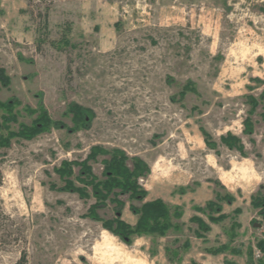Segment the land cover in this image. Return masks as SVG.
Masks as SVG:
<instances>
[{
	"label": "rangeland",
	"instance_id": "rangeland-1",
	"mask_svg": "<svg viewBox=\"0 0 264 264\" xmlns=\"http://www.w3.org/2000/svg\"><path fill=\"white\" fill-rule=\"evenodd\" d=\"M0 66L11 80L0 84V264H264L252 203L264 186V0H0ZM44 110L64 126L23 135ZM229 132L244 154L220 143ZM96 146L144 160L146 201H166L179 228L127 243L89 216L92 186L72 176L89 196L65 190L57 169ZM105 158L89 162L100 180ZM226 194L224 221L194 209ZM120 198L135 225L130 205L142 203ZM105 202L96 213L111 219ZM193 216L211 230L200 235Z\"/></svg>",
	"mask_w": 264,
	"mask_h": 264
},
{
	"label": "trees",
	"instance_id": "trees-1",
	"mask_svg": "<svg viewBox=\"0 0 264 264\" xmlns=\"http://www.w3.org/2000/svg\"><path fill=\"white\" fill-rule=\"evenodd\" d=\"M44 28L47 31L48 20L47 17L44 19ZM10 76L7 75L5 68L0 66V84L7 87L10 85ZM248 101L252 103L253 109L258 105V101L255 97L249 96ZM71 112L73 113L74 120L77 123L87 121L86 113L87 110L78 104L71 105ZM53 123L64 126L58 122H53L46 110L42 112V115L37 118L31 126H22V134L28 137H34L41 131L49 128ZM244 132L252 133L254 125L251 117H247L244 120ZM203 133L204 141L207 146L211 149H216L218 147V142L213 139L210 133H208L204 128H201ZM220 143L232 149L235 148L244 154V143L242 139L231 132L220 137ZM99 155L107 156L102 160L104 164L103 175L104 180H100L97 175L93 172V167L89 163L91 160H96ZM132 162V167L129 161ZM79 166L78 174L75 175L74 167ZM59 175L63 178L66 177V185L63 189L78 192L81 196H89L86 188H81L74 183L71 179L75 176L76 179L85 183L86 185H91L94 192V197L97 199L96 203L91 206L89 216L94 217L103 223V227L109 230L116 236L121 237L125 242H131V236L133 235H144V234H161L164 235L172 227L179 228L180 223L172 222L171 207L163 199H155L151 201H146L148 195L147 190L140 184L139 179L141 177H147L150 168L140 157L130 158V156L121 149L109 150L102 146L93 147L89 155L83 161H64L63 165L57 169ZM220 183V182H218ZM221 184V183H220ZM264 186L261 190L253 197V206L260 208V215L264 220ZM181 192L186 193L188 187H181ZM128 194L129 198L132 200H138L142 204L137 206L131 204L130 208L132 212L138 216V221L135 225H131L123 219V210L126 203L120 198L121 195ZM115 206L114 214L115 216L111 219H102L96 213L99 207H106V200ZM234 198L231 195L220 196L218 195L217 201L209 200L205 206H195L196 211H209L216 212L217 215L212 214L210 220L219 223L224 221L228 214L223 213V208L220 202L228 201L233 202ZM238 210H236L237 212ZM176 218L180 219L182 217V212L180 207H175L173 214ZM191 221L197 222L199 229L203 230L200 235L211 230V226L208 225L199 216H193ZM199 235V234H198ZM227 246L221 247L224 250ZM260 248L264 250V242L260 243ZM26 255L24 254L16 264H26ZM249 264H256L250 255Z\"/></svg>",
	"mask_w": 264,
	"mask_h": 264
},
{
	"label": "built area",
	"instance_id": "built-area-1",
	"mask_svg": "<svg viewBox=\"0 0 264 264\" xmlns=\"http://www.w3.org/2000/svg\"><path fill=\"white\" fill-rule=\"evenodd\" d=\"M260 255H261V251L259 250L256 252V256H260Z\"/></svg>",
	"mask_w": 264,
	"mask_h": 264
}]
</instances>
